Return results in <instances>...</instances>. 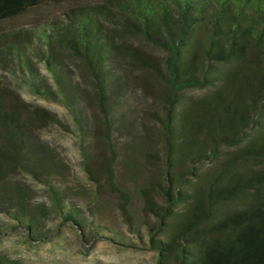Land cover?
<instances>
[{
  "label": "trees",
  "instance_id": "trees-1",
  "mask_svg": "<svg viewBox=\"0 0 264 264\" xmlns=\"http://www.w3.org/2000/svg\"><path fill=\"white\" fill-rule=\"evenodd\" d=\"M26 13L44 18L1 31L0 62H15L21 81L40 93L48 90L30 60L41 61L72 109L70 96L88 93L70 85L63 57L77 62L96 108L83 167L97 186L103 180L118 192L128 219V195L113 181L106 60L127 57L162 82L160 116L152 114L163 142L159 199L143 189L146 231L139 244H119L153 251L154 264H264V0H0V22ZM128 35L162 57L128 47ZM188 89L202 93L185 96ZM51 117L0 81V184L16 170L28 132ZM21 208L14 216L29 226ZM59 212L76 221L73 211Z\"/></svg>",
  "mask_w": 264,
  "mask_h": 264
},
{
  "label": "rangeland",
  "instance_id": "rangeland-1",
  "mask_svg": "<svg viewBox=\"0 0 264 264\" xmlns=\"http://www.w3.org/2000/svg\"><path fill=\"white\" fill-rule=\"evenodd\" d=\"M93 2L97 0H76ZM44 16L26 13L0 22V32L40 23ZM121 41L143 54L161 58L163 52L137 36ZM69 67L70 85H83L88 96H70L68 106L44 63L32 57V68L48 90L36 93L21 81L15 62H0V81L14 90L31 108L47 110L52 117L36 124L25 139V153L13 173L0 184V264H154V252L127 246L139 244L145 233L144 188L158 198L153 183L161 180L162 136L158 96L161 80L150 70L137 66L124 56L108 58L107 93L112 143L116 153L112 165L114 187L128 195L129 219L121 211L117 191L90 180L84 170L85 159L93 155L90 87L80 81L77 62L63 57ZM72 95V90H68ZM71 91V92H70ZM188 89L185 96H198ZM58 200V201H56ZM24 208L32 217L29 226L14 211ZM60 209H69L76 221L63 220ZM108 229L110 235L97 233ZM126 243L127 245H120Z\"/></svg>",
  "mask_w": 264,
  "mask_h": 264
}]
</instances>
